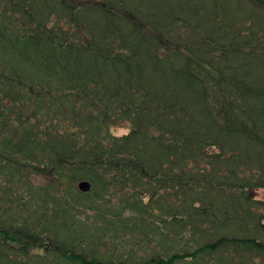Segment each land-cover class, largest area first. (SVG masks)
I'll list each match as a JSON object with an SVG mask.
<instances>
[{
  "label": "trees",
  "instance_id": "1",
  "mask_svg": "<svg viewBox=\"0 0 264 264\" xmlns=\"http://www.w3.org/2000/svg\"><path fill=\"white\" fill-rule=\"evenodd\" d=\"M260 190L264 0H0V264H115L80 230L156 241L139 264H264Z\"/></svg>",
  "mask_w": 264,
  "mask_h": 264
},
{
  "label": "rangeland",
  "instance_id": "2",
  "mask_svg": "<svg viewBox=\"0 0 264 264\" xmlns=\"http://www.w3.org/2000/svg\"><path fill=\"white\" fill-rule=\"evenodd\" d=\"M131 126L128 123H120L111 128V132L113 135L120 137L123 135H126L130 132ZM77 187V186H76ZM251 198L254 199H264V192L263 191H253L251 192ZM148 198H144V202L147 203ZM105 204V203H104ZM111 205L117 206L119 205V202L115 199H113L110 202ZM76 214V213H75ZM97 214L95 212H84L83 214H76V220L81 223L82 225L87 226L88 225H94L97 222ZM129 215H132L131 212L126 211L124 216L128 217ZM168 221H170V218H167ZM130 223V222H129ZM128 223V224H129ZM98 226H100L98 224ZM160 227L162 226V223L160 224ZM83 236L81 247L78 248L79 253L86 254L87 257L90 258L91 250L94 249L97 252V257L99 260L106 261V262H112L115 264H119L121 262H124L126 264H139L135 263L136 261H141L142 258H145L148 253H153L157 248V242L156 241H143V243L139 244L140 241V234L132 235L130 232H125L122 235H120L119 238L115 237L113 232H102V231H94L92 233L86 234L87 232L75 231L74 235L71 234V236H74L75 238L79 235ZM66 236L68 235V232H64ZM63 235V234H62ZM64 236V235H63ZM184 239L182 242H180L179 245H177L178 249L182 246L191 247L190 250H193L192 242L189 240L188 234H185L182 236ZM90 238V239H89ZM184 248L180 249L183 250ZM10 250L5 249L3 252L8 253ZM14 254H17L15 251H13ZM12 253V255H13ZM14 257V255H13ZM208 258H205L206 260L200 261L197 264H216L215 260H210L209 256ZM16 258V257H15ZM19 258V257H18ZM24 258V257H22ZM26 264H75L73 262H68L69 260H60V262L56 259V257L49 253L46 254L44 249L41 250H34L31 252L28 260H25ZM192 264H194L192 262Z\"/></svg>",
  "mask_w": 264,
  "mask_h": 264
},
{
  "label": "water",
  "instance_id": "3",
  "mask_svg": "<svg viewBox=\"0 0 264 264\" xmlns=\"http://www.w3.org/2000/svg\"><path fill=\"white\" fill-rule=\"evenodd\" d=\"M78 187L81 192L86 193L91 189V184L87 181H82L79 183Z\"/></svg>",
  "mask_w": 264,
  "mask_h": 264
},
{
  "label": "bare ground",
  "instance_id": "4",
  "mask_svg": "<svg viewBox=\"0 0 264 264\" xmlns=\"http://www.w3.org/2000/svg\"><path fill=\"white\" fill-rule=\"evenodd\" d=\"M79 185V184H78ZM91 188H92V186H91ZM78 189H79V187H78ZM91 191V189L88 191V192H90Z\"/></svg>",
  "mask_w": 264,
  "mask_h": 264
}]
</instances>
